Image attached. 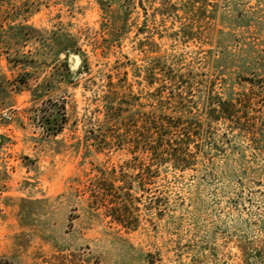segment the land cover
Instances as JSON below:
<instances>
[{"label": "rangeland", "instance_id": "obj_1", "mask_svg": "<svg viewBox=\"0 0 264 264\" xmlns=\"http://www.w3.org/2000/svg\"><path fill=\"white\" fill-rule=\"evenodd\" d=\"M243 62L249 131L206 124L193 169L132 193L136 231L90 205L155 139L163 75L204 120ZM0 209V264H264V0H0Z\"/></svg>", "mask_w": 264, "mask_h": 264}, {"label": "trees", "instance_id": "obj_2", "mask_svg": "<svg viewBox=\"0 0 264 264\" xmlns=\"http://www.w3.org/2000/svg\"><path fill=\"white\" fill-rule=\"evenodd\" d=\"M229 21L232 23L236 22L235 19ZM249 70L251 68H247L245 62L240 64L236 77L237 82H234L233 86L227 90L225 97L214 95L213 92L208 93V98L205 100L206 112L204 120H200L192 112H181L177 116L165 112L164 104L166 102L170 104L173 101L176 107L182 105L181 102L184 100L183 93L188 94L190 87L189 80L185 78L186 76L183 73L176 76L163 75L166 81L175 84L176 92H166L168 89L165 84H163L162 89H159L162 97V108L158 119L150 122V125L154 126L152 130L155 129L157 131L155 139L148 140L141 145L128 147L129 153L133 156L132 159L119 168L113 167L109 171L100 172V177L95 185L97 191L91 197L90 205L96 210H102L103 214L112 223L125 231H136L139 226L138 222L131 216V207L134 202L132 193L141 192V194H147L153 184V179L159 177L160 170L167 171L172 168L174 171L185 172L193 169L197 161L196 154L200 153L198 152L199 145L196 139H201L204 127L207 126L206 124L231 123L235 124L239 131H249V129L243 128L248 116L246 111L249 110V105L251 104L249 95L245 96L244 94L241 97L239 95V98H234L236 84L239 86L242 82L255 86L253 78L244 76ZM245 105H248V107ZM239 109H245V111H239ZM191 145H194L195 152L190 151ZM214 149L216 151L219 150L218 146H214ZM141 154L144 156L142 160L139 159ZM164 202V200L156 199L150 200L149 203L150 208L159 209L156 212L159 219L163 217V211L160 210V206L164 205L162 204ZM63 251L62 248L59 250V252Z\"/></svg>", "mask_w": 264, "mask_h": 264}]
</instances>
